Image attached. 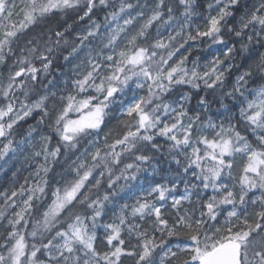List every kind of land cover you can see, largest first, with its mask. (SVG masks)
Masks as SVG:
<instances>
[{"label":"snow or ice","instance_id":"snow-or-ice-1","mask_svg":"<svg viewBox=\"0 0 264 264\" xmlns=\"http://www.w3.org/2000/svg\"><path fill=\"white\" fill-rule=\"evenodd\" d=\"M9 172L0 264H264V0H0Z\"/></svg>","mask_w":264,"mask_h":264},{"label":"trees","instance_id":"trees-1","mask_svg":"<svg viewBox=\"0 0 264 264\" xmlns=\"http://www.w3.org/2000/svg\"><path fill=\"white\" fill-rule=\"evenodd\" d=\"M28 122L32 123L33 121L29 120ZM10 174L9 172L7 176L0 175V186H7L6 182L9 180Z\"/></svg>","mask_w":264,"mask_h":264}]
</instances>
